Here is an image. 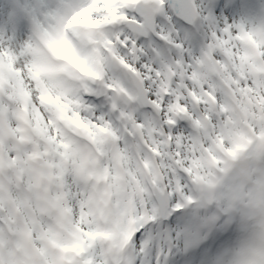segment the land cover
Instances as JSON below:
<instances>
[{
    "label": "snow or ice",
    "instance_id": "snow-or-ice-1",
    "mask_svg": "<svg viewBox=\"0 0 264 264\" xmlns=\"http://www.w3.org/2000/svg\"><path fill=\"white\" fill-rule=\"evenodd\" d=\"M86 8L100 23L84 32L68 29L64 41L63 29ZM61 42L95 78L55 56L49 45ZM254 55L264 61V0H0V110L19 103L16 91L23 87L29 111L51 122L41 146L54 165L61 163L71 231L83 241L71 264H233L238 241L264 215L245 207L247 199L232 210L221 201L204 211L193 166L219 170L221 161L234 159L237 145L221 111L226 81L230 75L264 97V75L240 79L238 72ZM46 97L57 103H41ZM7 116L14 124L11 111ZM73 120L93 130L91 139L81 138ZM253 127L264 135V122ZM105 132L112 139L105 141ZM81 144L95 145L109 177L117 159L129 176L145 165L164 174L137 201L135 231L123 252L105 254L90 239L97 222L76 171ZM16 155L8 152L10 159ZM6 220L0 211V233ZM0 264H12L7 247Z\"/></svg>",
    "mask_w": 264,
    "mask_h": 264
},
{
    "label": "rangeland",
    "instance_id": "rangeland-1",
    "mask_svg": "<svg viewBox=\"0 0 264 264\" xmlns=\"http://www.w3.org/2000/svg\"><path fill=\"white\" fill-rule=\"evenodd\" d=\"M83 16L91 19V13ZM74 59L82 64L76 57ZM16 95L19 103L14 102L11 109L5 105L0 110V211L5 213L8 225L0 233V249H10L12 264H71L83 250V241L71 231V208L63 192L61 163L54 165L50 149L41 146L51 122L46 125L37 109L29 111L31 100L23 87L17 88ZM41 103L55 104L57 101L46 97ZM9 111L15 121L12 125L7 116ZM71 123L82 138L91 139L94 135L91 128L82 126L78 120ZM104 137L105 141L112 139L108 132ZM9 151L16 152V157L10 159ZM79 156L77 175H82L88 185L86 203L97 222V230L90 239L98 243L105 254L114 250L123 252L135 231L137 201L143 203L148 187L154 186L164 174L159 168L150 170L145 165L129 176L126 167L117 159L118 171L109 177L106 167L101 170L100 155L94 144H81ZM62 164L66 168L68 161ZM233 169L235 174L230 176ZM193 174L199 196L201 186L207 188L215 181L230 180L235 182L237 192L226 201L228 209H234L237 203L247 199L245 207L251 208L254 214L264 215V198L261 197L264 193V135L259 133L258 143L237 162L223 168L220 174L215 176L199 164L193 166ZM208 199L213 203L216 200L211 195ZM201 206L206 210L203 203ZM42 220H50V226L42 227ZM259 223L261 227L257 231L255 228L238 241L237 253L254 252L252 240L261 238L264 219Z\"/></svg>",
    "mask_w": 264,
    "mask_h": 264
},
{
    "label": "bare ground",
    "instance_id": "bare-ground-1",
    "mask_svg": "<svg viewBox=\"0 0 264 264\" xmlns=\"http://www.w3.org/2000/svg\"><path fill=\"white\" fill-rule=\"evenodd\" d=\"M87 12H91V11H87ZM239 19V18H238ZM251 26V24H250ZM238 69H244L245 73H246V76H248L246 70H245V65L243 64V61L241 62L240 64V67ZM228 116V115H227ZM230 116H228L229 118ZM230 133H232V131H234V128H231L230 127ZM236 162V161H233V163ZM202 166V165H201ZM219 174V173H218ZM238 180L240 179V176L237 177ZM241 181V179H240ZM229 185V186H228ZM230 187V188H229ZM206 194L207 195H211L213 198H216L215 200V204L217 206L220 205L221 201H228V198L230 197V195L232 194H235L237 191L236 189V185H235V182H232V181H228L226 183H221L220 181H215L214 183L210 184L206 189ZM264 193L262 192L261 193V197L264 198ZM217 197L219 199H217ZM261 227V224L258 222L257 223V226L255 227L256 228V231L258 230V228ZM264 233V228H262V234ZM242 248H245L244 246ZM252 248V247H251ZM249 254H246L245 252H241L240 254L237 253L235 251V259L233 261V264H239L240 260L243 258L245 261L248 260L250 257ZM263 261H264V253L262 252L261 254V257L259 259V263L258 264H263Z\"/></svg>",
    "mask_w": 264,
    "mask_h": 264
},
{
    "label": "water",
    "instance_id": "water-1",
    "mask_svg": "<svg viewBox=\"0 0 264 264\" xmlns=\"http://www.w3.org/2000/svg\"><path fill=\"white\" fill-rule=\"evenodd\" d=\"M208 204V203H207ZM209 204H211V203H209Z\"/></svg>",
    "mask_w": 264,
    "mask_h": 264
}]
</instances>
